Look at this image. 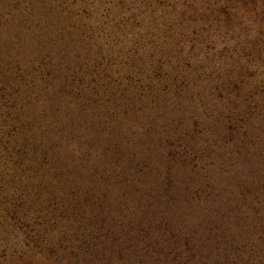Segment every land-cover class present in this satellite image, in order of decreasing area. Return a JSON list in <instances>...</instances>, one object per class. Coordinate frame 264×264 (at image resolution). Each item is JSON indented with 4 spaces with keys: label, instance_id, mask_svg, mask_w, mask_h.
<instances>
[{
    "label": "rangeland",
    "instance_id": "1",
    "mask_svg": "<svg viewBox=\"0 0 264 264\" xmlns=\"http://www.w3.org/2000/svg\"><path fill=\"white\" fill-rule=\"evenodd\" d=\"M35 2L26 4L25 1L23 6L18 4L22 9L26 6L25 11H21L19 8L17 9L12 0H0V18L5 13L9 14L6 26L0 29V40L11 47V51L17 50L16 54L18 53L20 65L25 67L22 75H20L21 78H17L18 74L15 67L10 68L11 72L4 73L3 80L6 82L2 88L7 93L13 92V83L17 79L16 85L23 94L24 98L21 95L23 103L31 104L29 107L37 110L38 120L40 119L45 123V128L51 129L55 124L53 121L57 122L54 127L60 128L59 132L64 125H66L65 128L78 125L76 127L81 129L78 131L86 135L88 140L93 143L87 145L89 146L87 152L90 154L88 157H92V162H95V169L102 171L100 160L103 159L104 162H107V159L112 158L110 154L105 153V146L108 141L119 147L124 146V144H127L128 147H134L136 145L134 142L137 143L138 141V138L135 139L137 134L142 135V139L147 137V131L143 130L152 120L151 117L148 120L147 117L142 118L141 132L134 135V138L131 136V131L124 135L122 129H119L118 133H113V131H109L108 127L114 124V120H117L120 125L124 113H128L129 121L136 124L138 121H131L132 118H135L134 109L135 107L140 109L147 107L145 103L149 101V97L143 94L135 95L138 89H132V87L123 90L122 87L114 86V78L122 74L114 65V58L106 56V53L111 52L114 56L117 54L114 46H103L99 39H96L95 43L99 44L101 49L95 45H91L90 49V45L87 43L90 51L95 53L92 60L95 65L98 63L97 65L100 67L97 71H93L94 63L85 68L81 64V58L78 57V60H73L65 57L67 59L57 61L59 66L56 70L60 67L58 73L51 72L50 69L42 70L43 66L39 68L42 65L40 63L39 69L26 74L29 67L36 66V60H41L40 53L43 52L41 48L43 43L40 42L41 37L38 35H42V31L39 26L28 24L29 16L38 17L40 14H48L49 12L43 11L42 8L47 0H35ZM52 4L54 6L59 5L54 8L57 17L63 22H68V25L75 23L74 25L82 28V30H91L102 24L100 29H105V31L98 35L101 40L102 36L108 35L110 37L111 33H119L120 23H114L116 19L120 21L130 17L132 11L140 13L141 16L135 15V20L128 25L129 30L127 32L138 29L147 39L149 33L154 31L155 36L161 39L153 43V45L159 44L161 47L152 48L155 52L150 58L151 62L170 60L173 64L174 62H190L192 64L191 80L194 85L192 91H203V94L194 99L195 108H197V111L194 112L199 117V124L201 119L205 120L208 110H215V108L222 106V101L218 100L219 96L221 99L229 101L230 106H228L226 113L236 118L233 125L238 127V134L242 136L228 141L223 140L218 135V131H215L212 139L203 142L202 139L196 142L195 139H191V141L188 138L187 141L191 142L192 147L185 149L200 155L202 150L206 149V153L215 147L216 152L212 158L214 161L209 160V165L213 164L209 166L210 172L214 174L210 175L212 179L218 183L216 169L228 159L233 161L236 172L234 171L233 175L226 180L227 182L233 181L231 184L236 188L238 184L243 182L249 184L252 181L251 185L261 187L259 191L264 193V0H53ZM32 5H35L34 11H30ZM63 10L70 11V13L65 14L62 12ZM81 11H90L92 16L85 18L81 15L77 17V20L75 14ZM107 12L111 17L103 18L108 15ZM95 14H97L96 20L94 19ZM27 29L33 30L32 34L27 32ZM44 40L46 41V39ZM161 43L165 45L163 46ZM44 44L48 47L49 42ZM119 47L122 51L124 45ZM222 50L226 54L222 53ZM90 55L92 56L93 53ZM195 56H199L202 62H198L199 59H196ZM49 64L46 63V65ZM202 64H204V68L198 69ZM206 69L209 71L207 76L204 75ZM187 72L189 71L187 70ZM111 77L112 80L110 81ZM89 78L95 81L94 89L99 90L94 92L101 96L100 105L91 102L94 100V96L96 100L98 98L95 93H91L92 88L80 87L79 80L86 83ZM229 78L230 80L241 79V84L238 87L241 89L236 92L233 90L235 88L230 86L229 90H231H227L222 97L219 88H212V83H220L224 86ZM142 81L144 82L143 78ZM77 85L82 91L80 96L90 99L86 103V108L91 105L90 110L84 107L85 104L81 101L83 98L73 97L74 93L69 91L72 88L75 93L78 92ZM203 88L207 90H202ZM63 90L69 91V93L62 94ZM11 97L8 96L7 99L11 100ZM125 101H127L128 106ZM162 104H164L163 110L170 106L167 103ZM126 108L130 110L124 111ZM247 110L252 112L251 117L248 115L246 117ZM155 121L156 123L159 122L157 119ZM192 126L194 128L195 124ZM83 130L84 132H82ZM48 131L46 129L42 136L45 145L50 143L51 134H47ZM158 132L164 134V131ZM127 139L133 140L128 141ZM158 139L160 136L153 140L156 142ZM166 147L173 152L168 144ZM125 161L130 165L128 177L135 179V182L138 179L135 184L136 190L130 188L127 190L125 185L118 183L116 186H107V183H104L106 186H96L97 189L93 190V196H91V190L94 187H91V190L87 187L88 194L85 192L81 195H75L73 192H78L81 184L71 180V184L65 186L63 184L65 181L60 178L58 180L59 186L46 189L52 196L51 202L48 199L40 202L35 196L39 190L42 192L44 189L35 185V177H39V173L44 172V167H37L31 181L22 183L20 182L22 177L19 178L21 173H17L14 171L15 169L13 170L6 165L5 171L12 169V172H9L10 180L19 185L16 191H23L27 199L26 201L18 199L10 208H7L4 202L0 201V264H184L180 259V261L175 259L169 261V258H165L161 254H154V251H149L153 255L146 256L143 250L134 251L129 248L125 253H122L123 255L115 254L104 238L100 239L104 250L103 246H99V251L88 252L84 240L91 231L92 235H98L96 230L108 228L107 225L111 229L116 228V226L112 227L113 221L111 219L121 216L132 217L136 222L144 224L141 218L145 216L147 219L148 215H153V212L156 214L155 211L161 212L157 214L155 220L159 221L158 218L166 215L165 231L167 233L185 232L184 229H186L189 231H186L187 234H192L190 232L193 231L194 227L199 228L206 222H212L218 227L231 225L234 227L233 229L240 231V224L236 222L237 217L234 209L228 208L225 214H218L215 217H211L205 212L197 214L205 202L202 201L201 204L199 201H191L188 197L192 198L195 191L201 189L202 186H197V189L193 187L195 190L189 192L186 190L178 191L185 186L187 179L194 176L193 174H196L195 178L198 175L203 176L206 170L202 168H205L207 161H198L196 168H193V164L185 165L183 168H181L180 163L173 164L171 166L173 173L171 172L169 175L175 174L177 176L175 179L171 176L168 177L169 175L166 176L168 169L166 163L163 161L161 163L153 162L154 167L156 163L159 166L154 173L160 177L159 179L166 180L163 185L152 182L153 177L147 170L151 165L147 164L145 169L139 155L132 160V164L127 159ZM106 168L108 169V166ZM140 175L142 180L146 179L144 183L149 182L148 185L139 182ZM72 178L78 179L76 176ZM69 183L70 181L67 182V184ZM239 187L237 196L244 201L240 206L243 210L248 209L252 204H249L250 200L252 202V198L247 199L246 194L245 197L244 195L240 196L246 192L248 187L246 185ZM0 195L1 197L5 196L4 190L0 191ZM155 201L156 203H154ZM149 204L154 205L155 209L137 216L138 213L146 212L142 208L148 207ZM170 204H174L176 208L181 207L180 211L178 213L172 212L170 209L172 205L170 206ZM55 205H58L56 209H54ZM212 205L217 207L214 203ZM221 208L223 211L225 206L222 205ZM6 210L7 212L15 211L13 215L15 218L7 215ZM95 211L100 213L97 214ZM120 211H123L121 216ZM101 215L102 217H100ZM221 216L225 222H215ZM250 217L255 221V226L249 221L250 229L255 231L256 227L264 224L263 217L253 213ZM96 219L98 220L96 221ZM90 243L89 247L93 248L92 244H95V241ZM204 253L206 251L203 248L202 254ZM229 254L232 256L233 252L229 251ZM204 257L211 260L213 256ZM254 260L256 261L255 264H261L259 258ZM262 262L264 263L263 260ZM225 264H246V262L240 256L236 261L225 262Z\"/></svg>",
    "mask_w": 264,
    "mask_h": 264
},
{
    "label": "trees",
    "instance_id": "2",
    "mask_svg": "<svg viewBox=\"0 0 264 264\" xmlns=\"http://www.w3.org/2000/svg\"><path fill=\"white\" fill-rule=\"evenodd\" d=\"M12 1L16 4L15 6L17 9L19 8L21 11H25L24 9L26 6L22 9L18 4L23 6L25 1L26 4L28 2H35V0ZM52 1L53 0H47L45 6H42L44 9L43 11H49L48 14H40L38 17L35 15L32 17L29 16L30 20L28 24L30 26H39L42 31V35H38L41 37L40 42L43 43L41 45L43 52L40 53V56H42L41 62L36 60V66L29 67L26 74L42 66V70L44 71L50 69L51 72L55 71L58 73L60 67L56 70L59 66L57 61L67 58L73 60H78V57L81 58V64L86 68L89 64L94 63L92 59L95 53L90 51V49L91 45L100 48L99 44L95 43L96 39H99L103 46H114L113 48H115V53L117 54V56H114L111 52L106 53V56L114 58V65H116L122 74L114 78V86L122 87L124 88L123 90L132 87V89H138L135 95L143 94L149 97V101L145 103L147 107L143 109L135 107L134 109L135 118H132L131 121H138L136 124H132L129 121L128 113H124L123 121H126L124 123H122L123 121L120 122L119 125V122L114 120V124L110 123L111 125L108 127L110 129L109 131L118 133L119 129H122V134L124 135L131 131V136L134 138V135L141 132L143 125L142 118L147 117L148 120L151 117L152 120L143 130L145 132L147 131V137L142 139V135L137 134L135 139L138 138V141L137 143L134 142L136 144L134 147H128L127 144L119 147L115 143L108 141L105 146V153L107 155L110 154L112 158L110 160L107 159V162H104L103 159L100 160V163H102V171H98L99 169H95V162H92L93 159L92 157H88L90 154L87 152V147H89L87 145L93 143L88 140L86 135L79 132L81 129L80 127H76L78 125H72L67 128H65L66 125H64L61 132H59L60 128L54 127L57 122L53 121L55 124L51 129L48 127L45 128V123L40 119L38 120L37 110L33 107H29L31 104L23 103L24 97L19 87L16 85L17 79L13 83V92L7 93L2 88L3 84L6 82L3 80L4 73L11 72L12 70H10V68L15 67L18 74L17 78H21L20 75H22L23 68L25 67L20 65L18 53L16 54L17 50L11 51V47H8L5 45V42L3 43L2 40H0V191L4 190L5 194L4 197L0 195V201L4 202L7 208H10L13 207L14 202L18 199L24 201L27 199L23 191H16L19 185L15 181L10 180L9 172H12V169H15L14 171H17V173H21L19 176V178L22 177L20 182L24 183L25 181H31L37 167H44V172L42 174L39 173V177H35V185L44 189H42V192L39 190L35 196L40 202L47 199L51 202L52 196L46 189L59 186L58 180H60V178H63L65 181L63 183L65 186H69L71 180L81 184V188L78 192H73L75 195L87 193V187H89V190H91V187H94L91 190V196H93V190L97 189L96 186H106L104 183H107V186H116L118 183L123 186L125 185L127 190H129V188L136 190L137 187L135 184L138 179L135 182V179L133 180L132 177H128L130 165H128L129 163L126 162L125 159L132 164V160L136 159L138 155L145 169L147 164L149 166L151 165L150 167L148 166L149 168L147 170L153 177L152 182H156L160 185L165 184L164 182H166V180L163 181L164 179H159L160 177L154 172L155 169L159 168L157 164L161 163V161L168 166L167 176L171 172L173 173V171H171V166L175 163H180L181 168L190 164H193V168H196L198 167L196 165L198 161L205 160L207 161V165H205V168H202L206 170L203 176L200 177V175H198L195 178L196 174H193L194 176L187 179L185 181V186L178 191L181 192L182 190H186L189 192L197 189V186H202L201 189L195 191L192 198L188 197L191 201H199L200 203L203 201L207 203L202 205L197 214L205 212L209 216L215 217L218 214H225L228 208L234 209L235 216L237 217L236 222L240 224V231H236L231 225H229V227L228 225L218 227V225H213L214 223L212 222H203L204 224L199 228L194 227V229H192L193 231L190 233L194 235L187 234L186 231L188 230L186 229H184L185 232L167 233L165 231L167 223L166 215L162 218H158L159 221L155 220L158 216L157 214L161 212L155 211L156 214L153 212V215H148V217L146 215L148 220L145 216L142 217L141 221L144 222L143 224L136 222L132 217L121 216L123 211H120L121 217L111 219L113 221L111 223L112 227L116 226V228H113L114 230L107 225L108 228L96 230L98 235H92L91 231L89 235L86 236L84 242L86 243L88 252L99 251L98 247L103 246L100 239L104 238L107 245L110 244L111 251L121 255L129 248H132L134 251L143 250L146 256L151 254L149 251H154V254H161L164 255L165 258H169V261L174 259L177 261L180 259L184 264H225V262L230 263L236 261L240 256L246 264H255L256 261L254 259L257 258H259L261 264H264L262 262V260L264 261V224L260 227H256L255 231L250 229L249 225L250 221L252 225L255 226V221L250 217L251 213L264 218V193L259 191L261 187L251 185V181L249 184L246 182L238 184L235 188L233 184H231L233 181L227 182L226 180L231 177L235 171L233 161L228 159L221 163L216 169L217 178L219 180L217 183L210 177L211 174H214L210 172L209 167L213 165H209V160L211 159V161H214L212 158L214 157L216 148L212 147L206 153V149H204L200 155L198 153H193L192 150L185 149L192 147L191 142L187 141L188 138L190 140L195 139L196 142L202 139L203 142L210 138L212 139L215 131H218V135L221 136L223 140L232 141L235 137H242L238 134V127L233 125L236 118L226 113L229 108L228 106H230L229 101H225L218 96V100H221L223 103L222 106L215 108V110H208L205 120L203 121L201 119V123L199 124V117L194 112L197 111L194 99L203 94V91H192V87H194L191 80V74H193L192 64L190 62H174L173 64L170 60H167V62H151L150 58L155 52L152 48L161 47L159 44L153 45V43L161 39L155 36L154 31L149 33L147 39L138 29L133 32H127L129 30L128 25L135 20V15H140V13L138 14L136 11H132L133 13L130 17H126L120 21L116 19L114 23H120L118 27L119 33H111L110 37H108V35L106 37L102 36L101 40V37H98V35L102 31H105V29H100L102 24L95 28L96 30H82V28L76 27V25H74L75 23H73V25H68V22H63L57 17L54 8H57L59 5L57 4V6H54ZM57 2L59 3L60 1ZM34 6L35 5H32L30 11H34ZM62 12L65 14L70 13V11L65 10ZM107 13L108 15L103 18L111 17L109 12ZM81 15L85 18H90L92 13H90V11H81L75 14L76 19L78 20L77 17ZM96 15L97 14L94 16L95 20ZM8 17L9 14L5 13V15L0 18V29L6 26ZM27 30L29 33L33 32L31 29ZM44 39H46V41ZM48 42V47H46L47 45L44 43ZM87 43L90 45V49L87 47L89 46ZM161 44L163 46L165 45L164 43ZM120 45H124L122 51L119 49ZM221 52L226 54L223 50ZM92 53L93 55L91 56L90 54ZM195 58L199 59L198 62H202L199 56H195ZM40 63L42 65L38 68ZM46 63L50 64L46 65ZM97 64H93V71L100 69ZM203 68L204 64L198 67V69ZM187 70L189 72H187ZM208 74L209 71L206 69L204 75L207 76ZM111 80L112 77L110 81ZM79 82L81 84L80 87L92 88L91 93L99 91L94 89L93 84L95 81L90 78L86 80V83L82 80H79ZM240 84L241 79L230 80L229 78L224 86L220 83H212V88H219L220 96L223 97V94L229 90L230 86L235 88L233 90L238 92L241 89L238 88ZM76 89L78 90V92H76L78 95H76L72 88L69 91H71L72 94L74 93L73 97L83 98L81 101L85 104L84 107L86 108V103H88L90 99L80 96L82 91L79 89L78 85ZM202 90L207 89L203 88ZM69 91L63 90L62 94H68ZM95 95L98 96L97 100L94 96V100H91V102L100 105L101 96H99V93H95ZM8 96H12L11 100L7 99ZM162 103L170 104V106L166 110H163L164 104ZM125 104H128L127 101H125ZM90 107L91 105L86 109L90 110ZM129 110V108H126L124 111ZM245 115L246 117L247 115L251 117L252 112L247 110ZM156 119L159 121L158 123H156ZM193 124H195L194 128L192 126ZM46 129L49 131L51 130L50 133L49 131L47 132V134H51L50 143L47 145L44 144L42 137ZM158 131H164V134ZM82 132H84V130ZM158 136H160V139L155 142L153 139ZM127 140L131 141L133 139ZM166 144L172 148L173 152L166 147ZM152 152L159 155H155ZM97 158L100 159L99 157ZM131 158L133 159L131 160ZM153 162H158L155 167ZM6 165L12 169H7V171H5V168H7ZM106 166H108V169ZM75 176L78 177V179L72 178ZM170 176L174 179L177 178L175 174H171L168 177ZM139 179L141 184L146 181V179H141V175ZM68 181H70L69 184H67ZM223 181L226 182L224 183ZM144 184L148 185L149 182L147 181ZM242 185H246L248 189L240 196L242 197V195H244L245 197L246 194L247 199L252 198V202L251 200L249 201V204L252 203L251 206H248L249 208L244 210L240 206L244 201L237 196V192L240 190L239 186ZM193 187H195V189ZM111 188L113 189V187ZM154 203H156V201ZM212 203L216 204L217 207H214ZM171 205L172 204H170V206ZM222 205L225 206L223 211L221 208ZM57 206L58 205H55L54 209H56ZM180 208L181 207H174L173 204L170 209L172 212L178 213ZM154 209V205L149 204L148 207L142 208V210L146 212L138 213L137 216L146 214L148 211H153ZM14 212L10 210L6 214L9 216L11 215L14 219ZM95 212L97 214L100 213L99 211ZM100 217H102V215ZM222 218L223 216L215 222H225ZM97 220L98 219H96V221ZM85 234L86 230L84 236ZM91 241H95V244H92L93 248L89 247ZM203 248L206 251L204 254H202ZM160 249L161 251H158ZM229 251L233 252L232 256L229 254ZM234 253H236V255H234ZM207 255L213 256V260L212 258L211 260H207L204 257Z\"/></svg>",
    "mask_w": 264,
    "mask_h": 264
}]
</instances>
